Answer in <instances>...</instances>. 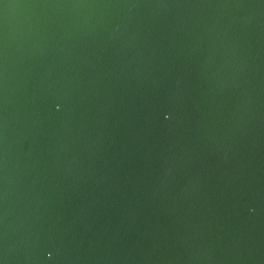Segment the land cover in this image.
Listing matches in <instances>:
<instances>
[{
  "label": "water",
  "instance_id": "water-1",
  "mask_svg": "<svg viewBox=\"0 0 264 264\" xmlns=\"http://www.w3.org/2000/svg\"><path fill=\"white\" fill-rule=\"evenodd\" d=\"M0 264H264V0H0Z\"/></svg>",
  "mask_w": 264,
  "mask_h": 264
}]
</instances>
